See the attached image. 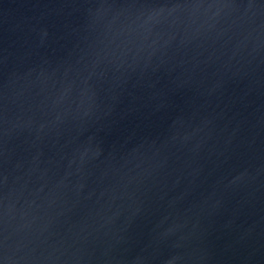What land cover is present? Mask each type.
Wrapping results in <instances>:
<instances>
[{
	"label": "water",
	"instance_id": "water-1",
	"mask_svg": "<svg viewBox=\"0 0 264 264\" xmlns=\"http://www.w3.org/2000/svg\"><path fill=\"white\" fill-rule=\"evenodd\" d=\"M0 264H264V0H0Z\"/></svg>",
	"mask_w": 264,
	"mask_h": 264
}]
</instances>
